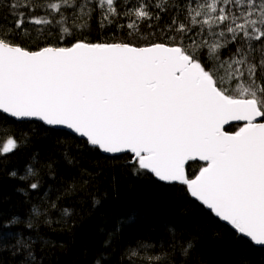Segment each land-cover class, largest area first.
<instances>
[{
    "label": "snow or ice",
    "instance_id": "6c2138e0",
    "mask_svg": "<svg viewBox=\"0 0 264 264\" xmlns=\"http://www.w3.org/2000/svg\"><path fill=\"white\" fill-rule=\"evenodd\" d=\"M172 9L177 15L161 29L170 44L76 38L90 31L94 14L101 30L134 36ZM54 34L73 42L36 50L12 42L39 44ZM0 113L63 126L104 153H130L137 173L186 186L264 246V0H0ZM230 122L242 123L228 133ZM21 146L0 126V163ZM189 161L204 162L194 178ZM36 163L34 156L22 175L9 173L28 182L17 189L23 195L41 187ZM42 211L33 205L30 217ZM21 222L0 225V246L14 241L13 251L34 264L35 242L6 230Z\"/></svg>",
    "mask_w": 264,
    "mask_h": 264
},
{
    "label": "trees",
    "instance_id": "16d2710c",
    "mask_svg": "<svg viewBox=\"0 0 264 264\" xmlns=\"http://www.w3.org/2000/svg\"><path fill=\"white\" fill-rule=\"evenodd\" d=\"M174 15L175 9L162 13L159 21L152 22L153 28L142 26L140 33L129 36L126 29L115 26L101 30L94 14L90 31L76 38L135 46L170 44L161 29ZM12 42L36 50L45 43L69 46L73 38L61 42L54 34L39 44L27 38ZM0 126L22 145L0 163V225L20 218L21 223L6 230L35 242L34 264H96L97 260L100 264H264L263 248L221 223L186 186L137 173L128 163L130 155L106 157L67 132L37 122H16L2 114ZM238 127L227 131L233 133ZM34 156L41 187L23 195L17 189H27L28 182L9 173L17 170L22 175ZM200 166L190 163L188 177L194 178ZM33 205L43 209L40 216L30 217ZM189 242L192 247L184 254ZM11 244L14 241L0 246V264H27L24 251H13Z\"/></svg>",
    "mask_w": 264,
    "mask_h": 264
},
{
    "label": "water",
    "instance_id": "95a60500",
    "mask_svg": "<svg viewBox=\"0 0 264 264\" xmlns=\"http://www.w3.org/2000/svg\"><path fill=\"white\" fill-rule=\"evenodd\" d=\"M0 114H2V113H0ZM2 115H4V116L8 117L9 119H12V120H14V121H16V122H20V123H22V122H35V123H36V122H37V123L43 124V122H41V121H39V120H36V119L17 120V119H15V118H11V117L7 116V114H2ZM241 123H242V122H230L229 124H226V125H225V129H224V130H225L226 132H228V131H227V128H230V127H232V126H233V127H234V126H240ZM43 125H44V124H43ZM44 126L47 127V128H49V129H52V130L68 132V133H70L71 135L77 137L78 139L86 141V138L80 137L78 134L73 133L71 130H69V129L63 127V126H55V127H53V126H47V125H44ZM228 133H230V132H228ZM86 142H87V141H86ZM88 145H89V144H88ZM89 146H90V145H89ZM91 147H92V146H91ZM93 148H94V147H93ZM96 149H98V148H96ZM98 150H99V149H98ZM100 152L103 154V156H106V157H121V156L129 155V154H130V153L109 154V153H104L102 150H100ZM190 163H200V164H203L204 162H200V161H189V162H187V164H186V169H187V167L189 166ZM186 173H187V172H186ZM152 175H153V174H152ZM156 179L158 180V178H156ZM163 183H164V182H163ZM173 183H175V182H173ZM177 184H179V183H177ZM200 203H201V202H200ZM204 207L206 208V210L209 211V213H212L211 210H209L205 205H204ZM212 214L215 216L214 213H212ZM215 217H216V216H215ZM216 218L220 220V218H218V217H216ZM220 221H221V223L225 224L226 226L232 228V226L229 225L227 222L222 221V220H220ZM232 229H233V228H232ZM239 235H241L242 237H244L242 234H239ZM244 238L247 239L248 241H250L249 238H247V237H244ZM250 242H251V241H250ZM251 243H253V242H251ZM253 244H254V243H253ZM254 245H255V244H254ZM255 246L258 247V248H263V249H264V246H257V245H255Z\"/></svg>",
    "mask_w": 264,
    "mask_h": 264
},
{
    "label": "bare ground",
    "instance_id": "6f19581e",
    "mask_svg": "<svg viewBox=\"0 0 264 264\" xmlns=\"http://www.w3.org/2000/svg\"><path fill=\"white\" fill-rule=\"evenodd\" d=\"M52 130V129H51ZM57 131V130H56ZM64 132V131H63ZM68 133V132H67ZM70 134V133H69ZM73 136V135H72ZM75 137V136H74ZM77 138V137H76ZM80 140V139H79ZM82 141H84V140H82ZM84 142H86V141H84ZM87 143V142H86ZM88 144V143H87ZM89 146V145H88ZM91 147V146H90ZM91 148H93V147H91ZM94 149H96V148H94ZM98 150V149H97ZM99 151V153H101L100 152V150H98ZM102 154V153H101ZM103 155V154H102ZM130 156H131V154H129ZM125 156V155H124ZM187 171V170H186ZM202 204V203H201ZM203 205V204H202ZM204 206V205H203Z\"/></svg>",
    "mask_w": 264,
    "mask_h": 264
}]
</instances>
